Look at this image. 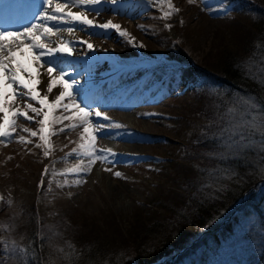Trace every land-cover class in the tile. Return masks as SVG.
Returning a JSON list of instances; mask_svg holds the SVG:
<instances>
[{"label":"rangeland","instance_id":"1","mask_svg":"<svg viewBox=\"0 0 264 264\" xmlns=\"http://www.w3.org/2000/svg\"><path fill=\"white\" fill-rule=\"evenodd\" d=\"M172 2L180 12L167 21L160 19L161 9L147 0H117L116 4L105 0L96 6L99 15L89 10L90 18L94 17L97 23L112 20L120 24L134 38L133 44L115 31L77 30L71 38H66L74 50L72 55L65 57L67 63L60 67L69 74L66 79L79 82L76 85L80 89L76 93L78 100L80 93H84L93 108L106 114L111 122L124 126L121 129L106 128L98 134L96 141L98 149L110 148L117 155L109 157L107 162L97 161L90 172L79 176L83 182L75 184V175L59 173L81 164V159L87 163L86 157L66 155L80 143L82 129H66L52 136L53 151L44 157L43 150L35 147L39 143L38 137H29L21 131L23 127L36 130L38 125L20 118L13 139L6 146L0 144V196L4 197L1 203L12 209L33 203L48 218L66 209L75 211L78 220L80 216L96 215L100 228H105L104 223L113 218L125 228L140 202L172 185L168 158L175 161L188 159L190 154L185 143L200 129V124L206 123L192 112L197 88L194 67L191 63L175 61L172 37L178 31L177 26L185 23L190 27L200 26L205 37L195 44L191 53V59L199 63L208 48L207 32L218 24L219 15L242 16L250 8L248 0ZM165 24L171 27L166 28ZM81 41L92 43L94 48L89 50ZM39 87L43 95L46 85ZM54 94H58V89L53 90L50 99ZM60 114V111L56 113ZM97 119L105 124L110 122L93 117V120ZM69 123L64 121L54 128ZM21 135L30 138L32 143H17L15 138ZM46 165L48 173L44 175L41 187ZM106 168L110 171H105ZM261 168L264 174V164ZM115 172H120L121 176L116 177ZM263 188L261 185L256 192L261 193ZM262 204L264 211V197ZM143 219L149 223L154 215L144 214ZM261 234L258 218L248 215L240 219L232 226L230 235L214 249L212 264L255 263L253 254L261 253ZM159 259L156 257L148 264Z\"/></svg>","mask_w":264,"mask_h":264},{"label":"trees","instance_id":"2","mask_svg":"<svg viewBox=\"0 0 264 264\" xmlns=\"http://www.w3.org/2000/svg\"><path fill=\"white\" fill-rule=\"evenodd\" d=\"M248 3L242 16L219 15L207 32L208 48L199 63L191 53L205 37L200 26H177L172 37L175 61L194 67L192 112L206 121L185 143L188 159L168 158L172 185L140 202L125 228L113 218L100 228L96 215L78 220L75 211L66 209L48 218L33 203L12 209L0 202V264H19L21 256L24 264H148L156 257L160 259L154 264H212L214 249L248 215L258 218L262 229L261 253L253 254L252 264H263L264 188L256 192L264 187L261 138L252 135V146L237 151L220 136L227 123L222 118L235 96L264 102L259 85L264 79V0ZM144 214L154 219L145 223ZM11 242L24 252L6 251Z\"/></svg>","mask_w":264,"mask_h":264},{"label":"snow or ice","instance_id":"3","mask_svg":"<svg viewBox=\"0 0 264 264\" xmlns=\"http://www.w3.org/2000/svg\"><path fill=\"white\" fill-rule=\"evenodd\" d=\"M104 2L105 0H42V2L37 0L39 11L38 15L33 16L34 22L17 30H0V144L6 146L13 139V134L17 132V120L23 118L38 125L36 130L23 127L21 131L28 133L29 137H38L39 143H36L35 147L42 149L44 157H48L53 151L52 136L66 129L80 127L82 129L80 143L66 155L86 157L87 163L85 164L81 159V164L59 173L65 176L75 175L77 177L75 184L83 182L79 176L90 172L97 161L107 162L109 157L117 155L110 148H97L98 134L106 128L124 127L120 123L111 122L110 118L98 108H93L84 93H80L78 100L76 93L80 92V89L76 88V85L79 82L75 79H66L69 74L60 67L67 63L65 57L72 55L74 50L71 41L63 38L64 33L72 35L77 30L88 28H98L105 32L111 30L126 39L129 44H133L134 38L126 29H122L120 24L113 23L112 20L97 23L94 17L90 18L89 10L99 15L100 10L96 6ZM107 2L116 4L117 0H107ZM147 2L161 9L160 19L165 21L180 12L172 0H147ZM187 3L194 4L196 0H187ZM60 25L69 26L60 27ZM77 25L80 26L79 29L76 28ZM165 27L170 28L171 25L165 24ZM81 43L86 44L89 50L94 48V45L87 41ZM44 77H47L46 81L43 80ZM42 81L46 85L43 95L39 87ZM259 85L264 87V79L259 81ZM54 89H58V94H54L50 99ZM58 111L61 112L60 115H56ZM237 115L240 117L238 120ZM93 117L110 122L105 124L100 119L93 120ZM222 119L227 123L220 129V136L227 137L223 140L227 147L237 151L249 148L253 143L249 138L258 134L261 138L260 150L264 151V102L258 101L255 97L235 96ZM64 121L70 123L58 129L54 128V125L63 124ZM15 139L21 144L32 143L30 138L22 135ZM104 170L110 171L107 168ZM47 173L46 165L39 186H43V177ZM114 175L120 177L121 173L115 172ZM3 200L4 197L0 196V201ZM7 203L11 205L12 202L8 200ZM68 247L72 248V245ZM6 251L20 255L24 249L11 242V247ZM2 264L8 262L4 261ZM19 264H24L22 256Z\"/></svg>","mask_w":264,"mask_h":264},{"label":"bare ground","instance_id":"4","mask_svg":"<svg viewBox=\"0 0 264 264\" xmlns=\"http://www.w3.org/2000/svg\"><path fill=\"white\" fill-rule=\"evenodd\" d=\"M1 2L3 0H0ZM13 2L12 0H9L8 3L9 5L12 4L13 5ZM42 2V0H41ZM24 5H25V10L26 12H28V17H27V20H26V24L25 25H28L30 22H34L33 21V16L34 15H38V11L39 9L37 8V0H26L24 1ZM20 18V15H15L12 19L13 22L15 21H18ZM24 25V26H25ZM69 25H61V27H68ZM3 29H8V30H15L14 27H12V25H9L8 27L5 25V24H2V18H0V30H3ZM72 35H69L67 33H64V39H66L67 37H70L71 38ZM44 81L47 80V77H44L43 78ZM42 85H45V83H43L42 81Z\"/></svg>","mask_w":264,"mask_h":264}]
</instances>
